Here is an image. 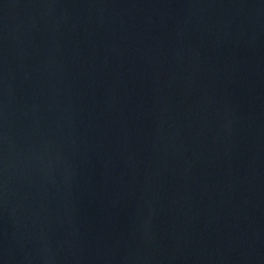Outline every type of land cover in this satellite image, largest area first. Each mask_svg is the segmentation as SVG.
<instances>
[{"label": "water", "instance_id": "95a60500", "mask_svg": "<svg viewBox=\"0 0 264 264\" xmlns=\"http://www.w3.org/2000/svg\"><path fill=\"white\" fill-rule=\"evenodd\" d=\"M0 264H264V0H0Z\"/></svg>", "mask_w": 264, "mask_h": 264}]
</instances>
